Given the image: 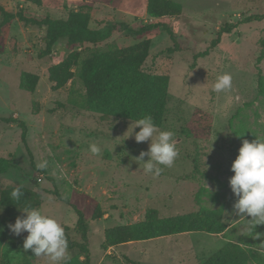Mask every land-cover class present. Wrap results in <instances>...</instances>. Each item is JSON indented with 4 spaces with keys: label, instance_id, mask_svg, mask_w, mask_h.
<instances>
[{
    "label": "rangeland",
    "instance_id": "374dc122",
    "mask_svg": "<svg viewBox=\"0 0 264 264\" xmlns=\"http://www.w3.org/2000/svg\"><path fill=\"white\" fill-rule=\"evenodd\" d=\"M173 1L182 5L181 15L155 18L147 13L148 0H0L9 12L37 19H65L71 9L83 8L91 28L117 27L102 49L141 40L127 34L125 24L138 30L161 22L174 36L164 27L148 33L152 44L142 67L150 108L164 102L153 140L172 131L179 153L172 167L160 166L157 177L134 162L150 141H135L138 127L129 136L136 121L120 116L111 99H88L79 76L53 87L49 67L77 47L59 41L55 52L40 58L45 29L19 18L4 23L0 12V157L12 163L0 174V190L32 189L37 209L69 227L65 233L76 245L67 249L68 264H202L226 241L254 252L246 264H264V224L253 226L250 217L233 214L237 198L228 182L242 141L264 138V0ZM93 48L85 44L79 51L85 57ZM28 73L40 77L34 91L27 89ZM224 73L232 75V88L216 93L213 85ZM93 143L101 147L99 155L90 152ZM43 161L47 167L39 169ZM97 207L105 213L100 219L93 218ZM2 208L0 264H53L24 250L27 232L15 236L5 225L26 209L0 203ZM78 210L89 223L86 241L77 229ZM197 213L205 220H197ZM141 222L153 223L155 234L177 223L225 228L220 236L200 230L101 247L105 228ZM221 236L226 241L215 238Z\"/></svg>",
    "mask_w": 264,
    "mask_h": 264
},
{
    "label": "trees",
    "instance_id": "16d2710c",
    "mask_svg": "<svg viewBox=\"0 0 264 264\" xmlns=\"http://www.w3.org/2000/svg\"><path fill=\"white\" fill-rule=\"evenodd\" d=\"M36 5H43L44 0H27ZM147 13L151 17L163 18L166 16H179L183 12L181 4L173 0H148ZM0 12L3 16V22L8 23L11 19L19 18L26 24H33L45 29L43 38L45 48L38 54L40 58L51 55L55 44L59 41H67L69 45L77 48L72 50L67 57L58 63L49 67V79L54 83L55 89H60L68 84L71 80L74 82L76 76L82 81L86 96L88 99H111L115 106L119 108L120 116L137 121L145 116H151L156 126L161 123L164 102H159L156 110L150 108L148 104L149 88L147 84V74L142 69L147 60L152 40L146 37L154 29L164 27L168 30L170 36L174 38L172 31L161 22L146 23L138 30L123 25V29L127 34L141 39L139 42L119 47L116 45H108L102 49L101 45L109 39L116 31L117 27L109 25L100 29L90 27L91 14L89 11L80 9H71L69 15L65 19H57L46 17L37 19L28 17L22 11L17 13L9 12L0 5ZM256 19H262V16H254ZM252 17L247 18L251 20ZM230 30V27L223 28ZM85 44H92L88 55L82 57L79 48ZM264 44V39H263ZM39 75L28 73L26 79L27 89L34 91L39 81ZM23 139L26 141L25 133ZM12 166L11 160L0 157V174L6 172ZM22 186L24 195L19 201L11 198V191L14 187L0 190V203L5 207L23 206L26 210L37 208L38 201H33L34 195L32 189ZM77 229L81 230L83 239L88 240L89 223L82 213L78 210ZM207 213V212H206ZM104 212L97 207L93 214L94 219H100L104 216ZM20 215L18 217H23ZM196 219L203 221L204 217L197 213ZM16 220V219H15ZM15 220H10L5 225L8 227ZM195 221V220H194ZM180 223L173 224V228H169L167 232L155 234L154 225L151 222H141L138 224H122L105 228L104 242L101 244L103 249L110 246L126 244L141 240L153 239L160 236L171 234H179L182 232L207 231L210 233H221L225 228L217 229L209 226L206 229L197 227H180ZM68 226L65 228L68 230ZM228 227H226L227 229ZM66 234V233H65ZM68 247L73 248L76 244L66 234ZM83 251H87L86 245L81 246ZM254 252L244 247L241 243L228 241L221 249L212 252L207 260H202V264H246ZM61 264H68L63 262Z\"/></svg>",
    "mask_w": 264,
    "mask_h": 264
},
{
    "label": "clouds",
    "instance_id": "9594fccd",
    "mask_svg": "<svg viewBox=\"0 0 264 264\" xmlns=\"http://www.w3.org/2000/svg\"><path fill=\"white\" fill-rule=\"evenodd\" d=\"M231 88L230 73L220 75L213 85V91L216 93L226 92ZM137 127L140 130L135 132V141L137 143L150 141V144L147 151H141L138 157H134V162H143V171L158 177L163 171L160 166L172 167L179 155L174 133L160 131L153 140L157 126L150 115L137 120L129 136H132ZM89 150L93 155L101 153V147L95 143L89 146ZM146 156L148 159L145 162ZM37 167L45 169L47 161L40 162ZM230 170L234 175L228 182L233 195L237 198L233 204V214L244 219L250 217L246 220L253 226L264 224V138L256 137L251 142L243 140ZM10 195L13 200L19 201L24 195L22 186L14 187ZM2 211L3 208L0 209V212ZM23 212L26 215L17 217L8 228L15 236L28 233L23 240L24 250H31L36 257H48L53 264L68 261L70 259L67 251L68 241L62 224L37 208Z\"/></svg>",
    "mask_w": 264,
    "mask_h": 264
},
{
    "label": "water",
    "instance_id": "95a60500",
    "mask_svg": "<svg viewBox=\"0 0 264 264\" xmlns=\"http://www.w3.org/2000/svg\"><path fill=\"white\" fill-rule=\"evenodd\" d=\"M27 180L30 181L32 184H36L37 180L34 179L33 177L31 176H27Z\"/></svg>",
    "mask_w": 264,
    "mask_h": 264
},
{
    "label": "crops",
    "instance_id": "0c3cea01",
    "mask_svg": "<svg viewBox=\"0 0 264 264\" xmlns=\"http://www.w3.org/2000/svg\"><path fill=\"white\" fill-rule=\"evenodd\" d=\"M228 229H229V227H228ZM227 230V229H226ZM224 232H226V231H224ZM223 232V234H225ZM190 232H182V233H179V234H189ZM222 233H220L218 236H220ZM215 238H222V236L221 237H215ZM222 239H224L225 240V238H222ZM226 241V240H225ZM226 242H228V241H226Z\"/></svg>",
    "mask_w": 264,
    "mask_h": 264
},
{
    "label": "built area",
    "instance_id": "2783aa9c",
    "mask_svg": "<svg viewBox=\"0 0 264 264\" xmlns=\"http://www.w3.org/2000/svg\"><path fill=\"white\" fill-rule=\"evenodd\" d=\"M53 52H55L54 49H53ZM40 180H41V178L38 179V181H40Z\"/></svg>",
    "mask_w": 264,
    "mask_h": 264
}]
</instances>
